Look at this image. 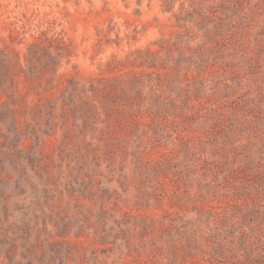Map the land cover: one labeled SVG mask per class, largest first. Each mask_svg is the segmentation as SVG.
<instances>
[{
	"label": "rangeland",
	"instance_id": "374dc122",
	"mask_svg": "<svg viewBox=\"0 0 264 264\" xmlns=\"http://www.w3.org/2000/svg\"><path fill=\"white\" fill-rule=\"evenodd\" d=\"M0 61V264H264V0H0Z\"/></svg>",
	"mask_w": 264,
	"mask_h": 264
},
{
	"label": "trees",
	"instance_id": "16d2710c",
	"mask_svg": "<svg viewBox=\"0 0 264 264\" xmlns=\"http://www.w3.org/2000/svg\"><path fill=\"white\" fill-rule=\"evenodd\" d=\"M1 62V61H0ZM8 70V69H7ZM1 80H2V78H1Z\"/></svg>",
	"mask_w": 264,
	"mask_h": 264
}]
</instances>
